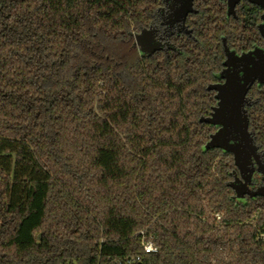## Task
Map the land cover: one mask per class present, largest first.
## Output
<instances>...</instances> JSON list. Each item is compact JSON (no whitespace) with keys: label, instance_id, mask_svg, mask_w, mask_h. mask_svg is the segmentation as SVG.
Wrapping results in <instances>:
<instances>
[{"label":"trees","instance_id":"1","mask_svg":"<svg viewBox=\"0 0 264 264\" xmlns=\"http://www.w3.org/2000/svg\"><path fill=\"white\" fill-rule=\"evenodd\" d=\"M163 7L0 0V264H264V199L236 207L200 123L223 41L264 48L263 11L198 0L190 35L157 40ZM247 99L264 153V87Z\"/></svg>","mask_w":264,"mask_h":264},{"label":"water","instance_id":"2","mask_svg":"<svg viewBox=\"0 0 264 264\" xmlns=\"http://www.w3.org/2000/svg\"><path fill=\"white\" fill-rule=\"evenodd\" d=\"M163 8L160 14L168 11V25L178 26L186 30V22L195 14L194 4L198 0H161ZM226 2L228 19H236L237 7L245 2L263 11L258 32L264 42V0H222ZM190 35V31L184 32ZM158 46V44H155ZM171 50L174 49L171 47ZM225 62L223 71L216 76L219 82L208 87L214 92L217 106L213 108L209 118H202L201 124L214 128L216 133L202 149L203 154L220 151L225 156H232L237 173H233V181L228 187L234 192L232 202L236 207L246 206L247 197L252 202L264 199V187L255 192L249 190L252 175L260 174L264 182V158L257 146L254 135L249 129L247 96L254 86L264 87V48L255 47L248 53L238 55L227 48L223 41Z\"/></svg>","mask_w":264,"mask_h":264},{"label":"flooded vegetation","instance_id":"3","mask_svg":"<svg viewBox=\"0 0 264 264\" xmlns=\"http://www.w3.org/2000/svg\"><path fill=\"white\" fill-rule=\"evenodd\" d=\"M158 17H159L160 22H159V25L156 26L154 29L155 31H157V33L155 34V37L157 40H161V38H163V40H166L167 38H169L170 36H173L174 34L179 35L186 31V30L179 28L178 26H170L167 24L168 23V20H167L168 11L167 10L164 12L163 15L158 12ZM263 159L264 158H262V162L264 163ZM262 187H264V182L260 180V174L256 172L255 174L252 175L249 190L251 192H255L257 189L262 188ZM247 201H249L248 197H247Z\"/></svg>","mask_w":264,"mask_h":264},{"label":"built area","instance_id":"4","mask_svg":"<svg viewBox=\"0 0 264 264\" xmlns=\"http://www.w3.org/2000/svg\"><path fill=\"white\" fill-rule=\"evenodd\" d=\"M259 239H261V241H264V235H261L259 237ZM150 248H152L154 250L153 251H149ZM144 250H145L146 254H153V253L157 252V250L155 248H153L151 245H145L144 246Z\"/></svg>","mask_w":264,"mask_h":264},{"label":"clouds","instance_id":"5","mask_svg":"<svg viewBox=\"0 0 264 264\" xmlns=\"http://www.w3.org/2000/svg\"><path fill=\"white\" fill-rule=\"evenodd\" d=\"M154 249L150 248L149 251H153Z\"/></svg>","mask_w":264,"mask_h":264}]
</instances>
